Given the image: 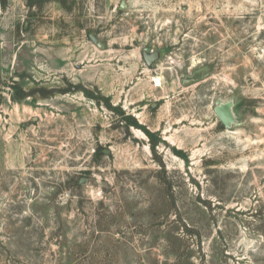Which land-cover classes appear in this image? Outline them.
<instances>
[{
	"label": "rangeland",
	"instance_id": "rangeland-1",
	"mask_svg": "<svg viewBox=\"0 0 264 264\" xmlns=\"http://www.w3.org/2000/svg\"><path fill=\"white\" fill-rule=\"evenodd\" d=\"M0 264H264V0H0Z\"/></svg>",
	"mask_w": 264,
	"mask_h": 264
},
{
	"label": "water",
	"instance_id": "water-1",
	"mask_svg": "<svg viewBox=\"0 0 264 264\" xmlns=\"http://www.w3.org/2000/svg\"><path fill=\"white\" fill-rule=\"evenodd\" d=\"M122 8V5L120 6ZM92 40L97 42V39L91 35ZM143 58L146 62V64L150 67L153 65V63L160 58V51L154 50L149 51L146 48L142 50ZM200 73H195L193 76L184 78L181 83L183 86H188L190 84H193L200 79ZM215 113L217 114L218 118L220 119L221 123L225 126H230L232 122H234V117L232 113V106L230 103H218L215 108Z\"/></svg>",
	"mask_w": 264,
	"mask_h": 264
},
{
	"label": "bare ground",
	"instance_id": "bare-ground-1",
	"mask_svg": "<svg viewBox=\"0 0 264 264\" xmlns=\"http://www.w3.org/2000/svg\"><path fill=\"white\" fill-rule=\"evenodd\" d=\"M155 81H156L157 85H159L161 83L160 78H155Z\"/></svg>",
	"mask_w": 264,
	"mask_h": 264
},
{
	"label": "trees",
	"instance_id": "trees-1",
	"mask_svg": "<svg viewBox=\"0 0 264 264\" xmlns=\"http://www.w3.org/2000/svg\"><path fill=\"white\" fill-rule=\"evenodd\" d=\"M22 95H26L25 93H23ZM130 123H136V121L132 120ZM148 135H149V132L147 131Z\"/></svg>",
	"mask_w": 264,
	"mask_h": 264
}]
</instances>
